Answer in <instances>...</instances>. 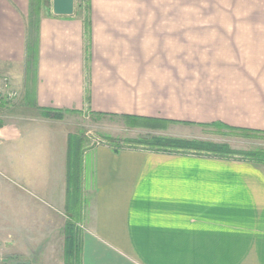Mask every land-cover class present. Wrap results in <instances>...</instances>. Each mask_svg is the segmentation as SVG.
I'll list each match as a JSON object with an SVG mask.
<instances>
[{"label": "crops", "instance_id": "crops-1", "mask_svg": "<svg viewBox=\"0 0 264 264\" xmlns=\"http://www.w3.org/2000/svg\"><path fill=\"white\" fill-rule=\"evenodd\" d=\"M35 1L0 0V78L19 96L0 102V264H67L72 136L51 113L264 133V0H233L245 33L186 20L216 0H76L72 18ZM80 148L74 264H264V163Z\"/></svg>", "mask_w": 264, "mask_h": 264}, {"label": "rangeland", "instance_id": "rangeland-1", "mask_svg": "<svg viewBox=\"0 0 264 264\" xmlns=\"http://www.w3.org/2000/svg\"><path fill=\"white\" fill-rule=\"evenodd\" d=\"M42 1L46 10L49 11L51 0ZM85 4L87 5V3ZM85 4L84 9H87ZM190 5L189 18L186 20H218L215 22H220L222 25H216V27L227 28L223 31L245 33L248 27V20H251L249 19L250 13L247 14V10L245 9V1H191ZM29 44L30 50H34L35 44L33 38L29 40ZM18 97L17 94L14 99L16 100ZM61 121L64 123L65 128L69 129L71 136L75 140L82 139L84 146L101 145L107 137L115 140L117 147L123 146L125 144L123 141L127 139L142 140L146 138L150 140L151 137H177L178 139L182 138V140L195 138L200 141L228 144L233 149L241 151L264 150V135L244 136L242 134H233L226 129L219 130L214 127H162L161 125L156 126L146 123H142L144 126L135 127L132 122L126 119L96 117L79 112L64 113ZM8 180L14 188L21 187L12 177H9ZM70 210L71 212H75V207L71 206ZM2 254L5 256V249L2 250ZM66 262L67 264H74V257H67Z\"/></svg>", "mask_w": 264, "mask_h": 264}, {"label": "trees", "instance_id": "trees-1", "mask_svg": "<svg viewBox=\"0 0 264 264\" xmlns=\"http://www.w3.org/2000/svg\"><path fill=\"white\" fill-rule=\"evenodd\" d=\"M36 10L37 8L41 10L43 5L42 0L35 1ZM34 20H31V26L33 27ZM30 40V38H29ZM28 48L30 50V44H28ZM35 49V47H34ZM33 52V50H31ZM31 57H29V76L34 74L36 76V57H32V53H30ZM63 112L51 113V118L62 120ZM130 122L134 124L135 127L140 125L144 126L142 123H145L143 120H138L135 118H128ZM206 127H214L219 130L226 129L233 134H242L244 136L250 135H264V133L251 131L247 129H238L232 128L227 125L215 123L206 125ZM125 144L120 147H128L133 149H147L151 151H158L164 153H181L185 155H195L219 160H241V161H250L257 163H264V150H250V151H241L233 149L228 144H218L213 142H206L200 140H182L175 138H162V137H151L150 140L143 138L142 140H130L127 139L123 141ZM71 143V161L69 166V220L66 225V255L67 257L75 256V247H76V236H75V228L77 223L76 211L71 212V206L77 207L80 203V192H79V183L82 172V149L80 148L83 145L82 139L75 140L73 137L70 138ZM107 143L111 146H116L115 140L111 138H105L104 143ZM119 147V146H118ZM80 207V206H79Z\"/></svg>", "mask_w": 264, "mask_h": 264}, {"label": "water", "instance_id": "water-1", "mask_svg": "<svg viewBox=\"0 0 264 264\" xmlns=\"http://www.w3.org/2000/svg\"><path fill=\"white\" fill-rule=\"evenodd\" d=\"M51 13L57 18H72L76 12V0H51Z\"/></svg>", "mask_w": 264, "mask_h": 264}, {"label": "built area", "instance_id": "built-area-1", "mask_svg": "<svg viewBox=\"0 0 264 264\" xmlns=\"http://www.w3.org/2000/svg\"><path fill=\"white\" fill-rule=\"evenodd\" d=\"M17 96V93L13 92L8 78H0V102L4 99L12 100ZM3 137L0 130V145L2 144Z\"/></svg>", "mask_w": 264, "mask_h": 264}]
</instances>
